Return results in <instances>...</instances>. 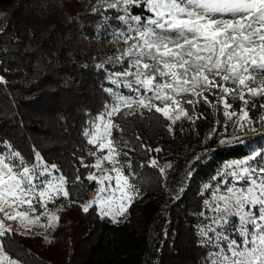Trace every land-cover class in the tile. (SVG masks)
I'll list each match as a JSON object with an SVG mask.
<instances>
[{
  "label": "trees",
  "instance_id": "16d2710c",
  "mask_svg": "<svg viewBox=\"0 0 264 264\" xmlns=\"http://www.w3.org/2000/svg\"><path fill=\"white\" fill-rule=\"evenodd\" d=\"M139 1L126 7L143 24L126 22L125 11L111 5L86 12L88 0H0V155L18 161L10 154L19 152L23 166L31 167L41 163L35 159L39 152L42 165L57 166L49 170L64 178L68 192L48 203L60 207L49 241L15 230L0 235L3 250L22 264H212L218 257L210 253L223 249L230 255L218 234L242 244L239 217L213 224L222 216L214 209L220 196L232 195L229 188L238 195L253 187L251 179L264 168V155H256L264 152V131L229 146H221L219 132L196 144L155 108L121 104L118 114L107 115L116 96L146 99L154 93L133 82L129 88L120 79L137 70L134 58L110 62L139 37L137 29L151 27L146 17L155 13ZM109 119L119 126L110 129L116 165L135 192L117 220L96 205L83 210L98 186L88 177L105 152L99 143ZM97 126L100 139L91 144L84 132L95 134ZM158 145L157 155L170 164L165 172L147 160ZM245 168L255 170L251 177ZM242 169L245 174L237 177ZM252 207L258 215L259 206ZM209 238L212 243H205Z\"/></svg>",
  "mask_w": 264,
  "mask_h": 264
},
{
  "label": "snow or ice",
  "instance_id": "6c2138e0",
  "mask_svg": "<svg viewBox=\"0 0 264 264\" xmlns=\"http://www.w3.org/2000/svg\"><path fill=\"white\" fill-rule=\"evenodd\" d=\"M125 4L132 3L133 0H123ZM148 4L151 11L155 13L156 19L149 21L150 25L155 27H146L145 31H139V39L135 41L129 48L128 56H132V49H137V53L133 60V66L137 69L135 73V82L155 92L156 99H168L166 92L161 95L165 89H172L173 92H186L189 90V80L187 77L192 74V87L197 83H211L208 76L204 72H212L215 70L219 75L221 71L227 74L222 77L223 80L239 81L240 85L247 86L246 81L255 82V77L250 72H264V0H144ZM115 7V5H111ZM121 19H123L121 17ZM139 21L140 17H135ZM174 37V38H173ZM131 38V37H129ZM144 58H148L154 63H145ZM195 70L192 73L191 70ZM120 75H133L129 71H125ZM170 77L171 82L157 83L153 87L156 77ZM202 77V80L200 79ZM3 78L0 77V80ZM127 87L131 88L132 83L128 82ZM261 88H264V81L258 88H249L251 95L261 94ZM111 92V89H108ZM137 92L139 89L136 90ZM227 93L229 90L224 88ZM151 99V97L149 98ZM114 105L110 106V111L106 112L109 117L118 114L119 105H125L129 109L133 104L142 106L151 110L155 108L156 112L168 116V106L164 108L155 107L150 103H146L143 97L133 99L132 97L116 96ZM189 104L192 102L189 101ZM227 107V105H225ZM126 115L135 113L128 112ZM229 115L228 113H225ZM246 115V112H245ZM103 120V114L99 117ZM119 127L114 125L109 119L103 127L105 136L110 135V129ZM100 127L97 126L95 134L84 132L85 136L91 135L89 143L97 144L100 139ZM112 142L107 144L99 143L100 148L108 147L109 155L104 157L105 160H114L112 153L114 149L111 147ZM11 147V145H8ZM159 151V149H157ZM95 155V153H90ZM256 155H264V152H257ZM12 157L19 158L18 161L9 159L0 155V212H4L8 219L20 218L24 223L27 213L11 214L5 210V206L14 207L27 204L30 211H35L32 201L28 198L34 194L37 187L47 184V188L39 191V197L47 200L53 199L52 192L68 196V192L64 190V178L60 177V184L54 185L52 181L42 179L43 173L39 172V164H33L31 168L23 166L26 164L25 158L19 152H12ZM251 158V157H250ZM35 159L43 162V157L39 152L35 153ZM17 163L22 167H17ZM101 161L98 159L95 167H100ZM156 163L155 160L152 161ZM239 165L241 162H235ZM50 168H57L56 165H45L44 171ZM163 171V169H161ZM245 172L249 169L245 168ZM117 183L121 186L122 195L120 201L127 199L129 204L132 197L124 192V188L129 190L132 186L128 184V177L121 176L120 170L116 169ZM255 172V170H252ZM252 172H249L251 177ZM33 179H39L40 185H33ZM90 180L97 179L96 176L90 175ZM111 179V177H105ZM121 181L123 183L121 184ZM259 181V182H258ZM103 179L100 183L103 184ZM253 187L236 192L229 188L227 191L232 193L231 196H220L219 200L223 201V207L217 206L214 211L222 212L223 215L213 220V224L227 223L228 218L239 217L240 224L236 229L239 236L242 237V244H238L236 240L228 239L226 236L217 235V239L227 241V249L230 255H225L224 250L212 254L218 259L213 260L212 264H264V168L259 169L256 178L251 179ZM105 189L101 187L100 192ZM259 192L260 195H256ZM110 199V198H109ZM99 203H106L103 197L99 198ZM258 205V215L252 211V206ZM248 206V210L245 208ZM85 212L88 211L84 207ZM126 207L123 203H119L118 214H123ZM103 215H112L109 212H103ZM48 216L51 221L58 220L55 215ZM39 217L36 218L38 220ZM35 220H29L28 223H35ZM210 230L215 232L214 228L209 226ZM251 228V230H250ZM11 231L4 229L0 222V235ZM201 235L206 236L203 230ZM205 243H212L209 238ZM4 245L0 243V260H8V264H17L15 260H9L3 255Z\"/></svg>",
  "mask_w": 264,
  "mask_h": 264
},
{
  "label": "rangeland",
  "instance_id": "374dc122",
  "mask_svg": "<svg viewBox=\"0 0 264 264\" xmlns=\"http://www.w3.org/2000/svg\"><path fill=\"white\" fill-rule=\"evenodd\" d=\"M112 4L115 5L116 9H122L125 11L126 17L124 19L128 23L134 21L135 17H140L130 16L129 9L126 7V4L123 2V0H88L85 8L86 12H90L105 5ZM142 4V0L137 3L138 6H141ZM146 18L149 22L156 19V16L151 17L148 15ZM137 22L141 24L144 23L141 17ZM150 26L153 28L155 27L154 25ZM138 39L139 37H135L130 40L125 46L120 48L119 51L111 57L110 62L117 65L122 62V59L134 58L138 51L137 49H132V56H128L127 53L130 46ZM130 61L132 62V60ZM143 62L154 63V61H151L148 58H144ZM136 71L133 72V75L123 76L120 79L124 82L136 83ZM191 71L192 73H194L195 70L193 69ZM226 74V72L221 71L220 74L217 75L215 70L212 72H204V75L208 76V80L211 83H197L195 87L191 86L192 74H190L187 77V79L189 80L188 91L174 93L172 89H165L162 91L161 95L166 92L169 98L156 99L154 98L155 92L151 90L152 92H154L151 93L153 95L147 94L148 96L146 97L145 101L146 103H150L155 107L164 108L165 106H168V114L174 122V129L176 128L175 131L182 136L189 137L191 140L195 141L196 144L202 143L204 141L202 139H206V137H208V134H210V136H212L213 134L216 135V132H219V137L221 138V146L244 143L247 138H249L248 135H251L255 132L264 131V88H261V94L255 96L251 95L248 91L249 88L260 87L261 82L264 81V72H250L249 74L255 77V82L246 81L247 86L240 85L238 80H223L222 77ZM200 79L202 80V77ZM165 82H171V78L160 77L157 75L156 80L153 82V87H155L157 83ZM224 88H227L229 91L225 93L223 91ZM146 90L150 89L146 88ZM150 97L151 99H149ZM189 101H191L192 103L189 104ZM225 105H227V107ZM225 113H228L229 115H226ZM101 139L105 144H107L108 141H111L110 135L105 136L103 131L101 133ZM111 147L114 149L112 155L114 156L115 160L116 151L113 143L111 144ZM157 149H159V151H157ZM160 151L161 149L158 145L155 150H151L150 152H148L147 160L150 164H153L152 161L155 160L156 163L153 165L160 167V170L163 169V171L165 172L170 168V164L166 160L160 159V157L157 155ZM108 155L109 148L105 147V152L99 159L101 161L100 167H95L92 174L97 177L96 181L98 182V186L89 194L88 198L83 204V207L89 208L92 205H96L98 211L101 214L102 211H110L112 215L107 216H110L112 219L117 220L120 219L126 212L124 211L122 215L118 214L117 210L119 203H123L127 209L129 202L127 201V199L120 201L122 192L121 186L117 183L116 169L120 170L121 176L126 175L122 171V169L116 165V161L113 162L112 160L104 159V157ZM240 162L243 163V161ZM240 165L241 164H239L238 166ZM38 171L43 173L42 179L46 181H52L54 185L60 184L61 176L55 175L51 170L45 172L44 165H42L41 163H39ZM240 174H245V172H243V169L240 170V172L236 173V176L239 177ZM105 177H111V179H105ZM101 179H103L104 181L103 184L100 183ZM32 183L33 185H40V180L33 179ZM122 183L123 181H121V184ZM128 184L132 186L129 178ZM101 187L105 189L104 192H100ZM42 188H47V184L45 183L40 187H37L35 193L31 194L28 197L31 199L32 206L35 208V211H30L27 204H22L14 207L5 206V210L9 213L16 214L26 212L27 217L25 218L24 223H21L19 217H17L16 219H8L5 216L4 212H0V222H2V226L4 229L15 230L19 233L27 235L40 234L44 236L46 241H49L51 239V234L58 224V220L51 221V226H49L50 221L45 213L59 217L60 207L53 209L50 208L48 203L61 194L52 192L51 195L53 196V199L47 200L46 198L39 197V191ZM63 188L64 190H66L65 182ZM124 192L127 193L128 196H131L133 200L135 196L133 187L131 190L125 187ZM256 195H260V193L256 192ZM100 197H103L106 201V203H104L103 205L98 202ZM223 206V201H219V207L222 208ZM245 210H248V206H246ZM252 211L255 212L253 207ZM221 215H223V213H221ZM37 217H39L38 220H36ZM29 220H35L36 222L28 223ZM3 255H6L9 260L17 261V264H22L18 260L8 256L4 250ZM0 264H8V260H0Z\"/></svg>",
  "mask_w": 264,
  "mask_h": 264
}]
</instances>
